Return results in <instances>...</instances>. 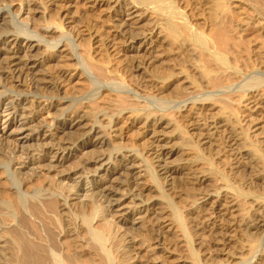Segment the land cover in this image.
Returning <instances> with one entry per match:
<instances>
[{
	"label": "bare ground",
	"instance_id": "1",
	"mask_svg": "<svg viewBox=\"0 0 264 264\" xmlns=\"http://www.w3.org/2000/svg\"><path fill=\"white\" fill-rule=\"evenodd\" d=\"M132 1L121 4L99 45L120 58L129 75L151 74L139 82L141 92L156 87L147 98L109 65L90 60L88 48L77 45L67 29L23 18L49 20L53 13L64 18L74 4L95 9L106 0H0V19L8 24L0 29V155L8 154L0 169L12 184L0 187V206L10 218L7 231L0 232L6 247L0 264H201L219 257H227V264H249L255 258L264 201L251 200L242 186L264 189L258 148L264 143V0H201L199 24L185 13L168 17L151 8L163 0ZM147 19L153 21L145 28ZM235 26L247 44L235 36ZM173 62L188 63L187 75L170 73ZM77 69L95 76L96 92L76 106L67 90ZM152 77L158 82L151 84ZM110 86L121 91L107 97ZM229 87L242 90L235 99L216 98L215 92ZM84 90L83 95L91 91ZM169 104L176 105L177 115L196 116L188 136L195 135L201 146L219 145L226 132L223 148L234 159V187L188 154L189 138L164 110ZM239 105L247 111L246 128L238 124ZM204 111L209 113L204 119L197 117ZM137 131L143 134L140 154L126 147ZM68 132L73 137L61 138ZM90 147L96 150L88 153ZM173 197L182 202L175 215ZM135 219L141 221L138 228ZM183 222L191 231L189 251ZM236 235L247 246L232 258ZM258 256L250 264H264V248Z\"/></svg>",
	"mask_w": 264,
	"mask_h": 264
},
{
	"label": "rangeland",
	"instance_id": "2",
	"mask_svg": "<svg viewBox=\"0 0 264 264\" xmlns=\"http://www.w3.org/2000/svg\"><path fill=\"white\" fill-rule=\"evenodd\" d=\"M130 1H132V0H129V2ZM133 1L142 2L144 4H145V2L146 3L149 2V0H148V2H147V0H144V1H141V0H133ZM163 1H164V3H163ZM163 1H162L163 5L162 6L160 5L162 8L161 7H157V5L155 6L154 4H153L154 6L152 4H149V3L148 4L149 5H152L151 8L153 7L157 11H160L162 9V11L164 12L163 13L164 15H165V11H166L167 12L166 15L168 17H169V13L171 14V13L179 12V14H183V15L185 13V15L188 17L189 21L192 22V24H196V23L199 24L201 22L200 19H198V17H201L200 16L201 10L199 11V9L201 8V6H200V1L201 0H197V1L196 0H189V1L188 0H186V1L185 0H180V1H178V0H166L167 2H165V0H163ZM182 1H183V3H182ZM112 2H119V6L118 7H116V6L114 7V4ZM124 3H125V0H106L105 4L102 7H96L95 9H90V8H87L84 5H81L80 3H77L78 5L77 4L76 5L78 7L74 4V6L76 8H72V11H71V9L68 11V13L70 12L68 14L69 15L68 17L61 18L60 17V14H59V16H57L58 13H56V14L53 13L51 15V18L49 19L50 22H49V20H48V18L46 16L43 17V16H40V15L34 17V15L29 14V15H24L23 18L27 16L26 17L27 21H29V22L32 21L31 24L32 25H35V26H38V25L40 26V24L41 25L42 24L45 25V24H48V23L50 24L52 22V23H55V24L59 25L62 30L67 29L69 31L70 35L76 41V44L77 45L80 44V47L83 46V47L88 48L87 51H88V55H89L90 60L92 59L93 62L95 61V62L100 63V64L101 63H104V66H106V65L108 66L109 65L112 68V70H114L116 74H120V76L125 81H127V83L129 85L132 86V88L135 87V89H139L140 95L143 98H147L146 95L148 94V96H149L150 94H153V92L155 91L156 87L155 88H153V87L152 88L151 87H147V88L144 89V90H146L145 92H144V90L141 92L142 88H140V86H139L140 83L139 82L141 80L140 77H142V76L143 77H147V76H149L150 73L148 72V74H145L143 71H140L139 73H132V74H134L136 76L138 75L137 77H133V75H131V74L129 75V73L122 66L124 62L123 61H120V58L117 59L114 56L111 57L112 54H107V52H105V50L103 48V45L101 47L99 45V44H102L101 39L103 40V38L107 37L106 36V31L108 30L109 25L112 22L113 18H116L115 14H117L116 13L117 10H119V8L121 7V4H124ZM173 6L175 7V12H173L174 11V8H173V10L171 9ZM148 7H150V6H148ZM162 11H160V12L162 13ZM198 11H199V13H198ZM72 12H73V15H71ZM31 17H33V18H31ZM184 18H186V17H184ZM6 21H7V18L6 19H2V20L0 19V29L1 30L2 29H5L6 26H8V24L6 23ZM145 21L143 22V23H145L144 24L145 25L144 27L145 28H148V26L150 24H152V21L153 20L149 19V21H148V19H147ZM150 21H151V23H150ZM146 24H147V26H146ZM199 27H201V25ZM238 29H240V28H237L235 26V36L238 37V39H240L241 42L247 44L248 42L246 41V37H244L243 32H241ZM107 35H109V34H107ZM263 35H264V33H263ZM96 41L98 43L97 44H94ZM33 43H35V40H33ZM96 46H98L97 48L99 49V51H98V49L95 48ZM137 46H138V44H137ZM154 49H152L153 50V53H156V51H154ZM165 54L167 56V52ZM54 56H56V55H54ZM48 58H50V60H52L53 54L48 55ZM114 58H116V59L114 60ZM116 61H117V63H116ZM173 63L176 65V67L174 65L172 67L173 70L171 69L172 72H170V73H177L179 71H183L184 72V70H186L187 68L189 69L188 65L186 67V64H188L186 62H185V67L186 68L184 67V63H182L183 65L179 64L178 67H177L178 62L177 63L173 62ZM179 66L181 68H179ZM180 69H183V70H180ZM187 70L185 71L186 73H184L185 75H187V73H188ZM256 70H258V69L256 68ZM77 72H78V75L80 76V78H79V76H77L74 79V82L70 85L69 89L67 90V95L70 96V98H72L73 100H77L75 102V103H77L76 106L77 105H80L81 103H83L85 101H87L88 99H91V96H92L93 92H94V94L96 92L94 90V88H95V84L94 83H95V79H96L95 76L91 72L86 71V70L84 71L83 74H81L82 71L80 69H77ZM142 72H143V75H142ZM125 77H126V79H125ZM131 78L133 80H131ZM150 79L153 80V82H151V84H154V83H157L158 82V79L157 78H156V81H155V78L154 77H152ZM194 80H196V79H194ZM194 82L196 84L198 83V85L200 84V82L198 80L197 81H194ZM89 83H91V84H89ZM111 86L109 87L110 89L107 88L108 91L105 90L104 95H106L107 97H111V95L113 96V95L119 94V92H117V91H121L119 89H116L115 86H114L115 87L114 89H113V87L111 88ZM89 88H90V90L92 92L90 91L89 94L83 95L84 92L82 94V91H85L84 89H86V91H87ZM235 88L236 87H233V88L232 87H229L228 90L227 89H223L222 92L224 94H221V95L219 93H216L215 92V94L217 95L216 98H218V97L219 98L220 97H228L229 99H235L236 98V95L238 94L237 91L239 92V90H242V88H238V89L237 88L235 89ZM219 90H221V89H219ZM90 94H91V96H90ZM40 95H41L40 93L39 94L37 93V95L35 94V95H33V97H35V96L37 97V96H40ZM45 95H49L48 92H47V94L45 93ZM82 95H83V97H82ZM241 105H239L238 109H236V113L235 114H236V116L238 118V124H239V126H241L242 128H246L245 127L246 124L244 123V120H246L247 111ZM146 106H150L151 109H156V108L159 109L160 108L159 106H156L155 104H153V105L152 104H149V105L147 104ZM169 106H170L169 108L166 107L164 110L165 111L167 110L166 113L168 112V113H170L172 115L171 116V119H173L176 122L177 127H179L181 129V131L184 133V135H186L189 138V141H190V144H189L190 146L189 147L191 148V150H188L187 151L188 154H191V155L195 154V155H197L199 158H201L200 161L203 162V164L212 166V168L214 169L215 173L217 175H219L220 176V179L223 181L222 183L225 182L224 185H226L228 187L229 186H232V183L234 182V180L236 181V176L234 175V171L235 170L233 169L234 159H233V157L231 156L230 153L227 154V152L224 150L225 145H226V141H228V138H227L228 136H227L226 132L223 133V134L220 133V135L218 137V141H219L218 143H219V145H217V146L219 148L217 146H213V145L212 146H209V148L206 147V146H201L200 144H198L199 141H198V138L195 137V135L188 136L189 135L188 132L190 131L191 127H193L194 124H195V122H196V116L191 115L190 113H188L189 116L186 113H183L182 115L181 114H178L177 115V114H175V109H176L175 106L176 105L174 106V104L173 105H170L169 104ZM160 109H162V108H160ZM173 111H174V115H173ZM57 113H56L57 116L60 115V113H58V114ZM207 113L208 112L204 111L203 113H201L197 117H200L201 119H204L205 116L207 115ZM211 113H214V111L211 112ZM214 116L217 117V114H215ZM70 133L71 132H68V135L67 134H60V136H62L61 138H63V139L65 138L64 140H67V139L69 140V138L73 137V135L71 136ZM142 135L143 134L138 133V131L136 133H134L132 136L129 137V140L127 142L126 147H129L131 149H134V151L136 150V152L137 153L139 152V154H140V152L143 153L144 152L143 151L144 149L142 147H144V145H139V143H141L143 141L142 140ZM221 140H222V144H221ZM195 148H197V149L195 150ZM220 148H221L222 151L219 150ZM258 148L260 149L261 155L264 157V143L260 144ZM213 149H215V150H213ZM238 149H240V148L238 147ZM95 150H96L95 148L90 147L87 151H88V153H90V152L93 153ZM3 153H1V155H0V167L1 168H2V166H3V168L5 167V163L7 162V156H8L7 151L4 150ZM80 154L81 153L78 151V152L75 153V156L76 155L79 156ZM76 159L74 157L73 160H76ZM3 170L4 169H0V187L3 186V188L6 187V189H11V187H12L11 181L8 179V177L6 176L7 174L4 173ZM149 170H150V168H149ZM1 172H3V173H1ZM149 172L154 173L153 170H150ZM244 178L245 177H243V181H246L247 179H244ZM246 178H248V177H246ZM245 184L243 182V186L244 187L242 186V189L244 191L245 190L247 191L249 189L247 195H250L249 198L251 200H252V197H254L256 199V202L257 201H264V189H263V186L262 187L254 186V185L248 186V185H245ZM155 185H156V182H155ZM158 185H159V183L157 181V187H158ZM234 186L235 185L233 183V186L232 187H234ZM245 186H247L248 189L245 188ZM82 189L83 190H86L87 187L82 186ZM237 191H239V190H237ZM166 197H167L166 198L167 201L168 200L171 201L170 196H167L166 195ZM173 198H175V197H173ZM179 201L180 200H178L176 198H175V200L174 199L172 200L173 205H171V208H173V209H170V210L172 211V213H174V215L177 212L180 213L182 211V202L180 201V203H179ZM247 202L250 203L249 204V209L250 210L255 209V206H253V204H254L253 201H248L247 200ZM9 221H10V218L8 217V210H7V208H5L4 205H1L0 206V232L1 233L4 234V232L7 231V227L6 226L9 224ZM140 222H141L140 219L133 220L134 227L135 228L136 227L138 228L140 226V224H138V223H140ZM183 225H185V223L182 224V226ZM20 227H21L20 225L17 226V232H19L18 230H20ZM183 227L184 228L182 229V231L185 234V235L183 234V236H185L184 239L187 241V243H185V246H186V249L188 248L187 250L189 251V249H191V248L194 249V246L192 245V241H191V239H192L191 238V233H190L191 231L189 230V228H188L187 225H186V227L185 226H183ZM183 232H181V233H183ZM263 237H264V232H261V231H260L258 237L257 238L255 237L257 242H256V251H255V254L254 255H256V256H254L255 258L253 257L254 259L250 258L252 262L255 261L256 258L259 257L258 254L260 253V251L261 252L263 251V248H264V239H263ZM2 238L4 239V237H2ZM5 238H7V237L5 236ZM3 246H4L3 244L0 245V247H1L0 248V253L2 254V256H4V254H5L4 252H6V247H3ZM246 246H247V242L245 241V239L242 236H240V235L239 236L236 235L235 242L233 243L232 248L230 249L232 251V254H230L231 251L229 253L230 255H233V256H230V257L233 258L234 256H237L240 253L243 254V249ZM184 254L187 255V252L186 253L184 252ZM1 258L2 257L0 255V260H1ZM3 258L6 260L5 256ZM4 259H2L0 262H4ZM228 259H231V258H228ZM216 260H217L216 262H211L210 261L209 263L210 264L211 263L212 264H227V262H228L227 261V257H226V259H225V257H219ZM251 261H249V262L251 263ZM204 262H206L205 264H209L207 261H204ZM249 262L247 261L246 263H249ZM203 263L201 262V264H203ZM242 264H244V263H242Z\"/></svg>",
	"mask_w": 264,
	"mask_h": 264
}]
</instances>
